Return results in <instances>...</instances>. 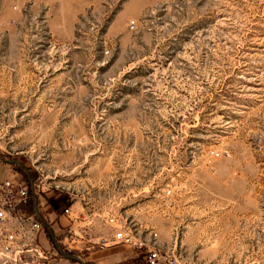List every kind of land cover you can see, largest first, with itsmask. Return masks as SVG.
I'll use <instances>...</instances> for the list:
<instances>
[{
    "label": "rangeland",
    "instance_id": "rangeland-1",
    "mask_svg": "<svg viewBox=\"0 0 264 264\" xmlns=\"http://www.w3.org/2000/svg\"><path fill=\"white\" fill-rule=\"evenodd\" d=\"M0 157L44 172L86 264L105 217L190 264H264V0H0Z\"/></svg>",
    "mask_w": 264,
    "mask_h": 264
},
{
    "label": "built area",
    "instance_id": "built-area-1",
    "mask_svg": "<svg viewBox=\"0 0 264 264\" xmlns=\"http://www.w3.org/2000/svg\"><path fill=\"white\" fill-rule=\"evenodd\" d=\"M129 29L137 30L136 21L129 23ZM35 172L31 180L20 179L16 174L14 178L0 182V264H51L53 261L52 250L46 249L41 242L46 229L34 213L33 194L39 197L45 193L47 178L42 170L35 168ZM47 185L58 188L54 182ZM165 196L172 197V190H166ZM37 207L43 216L39 205ZM62 214L72 222L64 230V242L68 243L63 245L67 248L73 244L72 206L65 207ZM105 218L113 236L111 240L101 238V247L117 245L140 251V264H190L175 249L160 248L162 243L154 229L144 230L137 223H120L114 217Z\"/></svg>",
    "mask_w": 264,
    "mask_h": 264
},
{
    "label": "crops",
    "instance_id": "crops-1",
    "mask_svg": "<svg viewBox=\"0 0 264 264\" xmlns=\"http://www.w3.org/2000/svg\"><path fill=\"white\" fill-rule=\"evenodd\" d=\"M88 259L95 264H140L141 252L135 250L127 252L120 246L111 245L100 247L99 250L91 252ZM58 264L62 263L60 262Z\"/></svg>",
    "mask_w": 264,
    "mask_h": 264
},
{
    "label": "water",
    "instance_id": "water-1",
    "mask_svg": "<svg viewBox=\"0 0 264 264\" xmlns=\"http://www.w3.org/2000/svg\"><path fill=\"white\" fill-rule=\"evenodd\" d=\"M0 160L5 163V164H8V165H12V166H19L27 175V178L29 180L32 179V176L31 174L29 173L28 169H26V167L21 164L19 161H16V160H12V161H8V160H5L3 158L0 157ZM33 199H34V202H35V210H34V213L38 216V218L41 220V222L43 223L46 231H48L50 234H51V237H52V240H53V243L55 245V248L56 250L58 251V253L61 255L62 258L66 259V260H73L79 264H86L81 258L79 257H76V256H70V255H67L61 248V246L57 243V239L55 238L54 234L51 232V226L50 224L47 222V220L40 214L39 210H38V196L36 194H33Z\"/></svg>",
    "mask_w": 264,
    "mask_h": 264
},
{
    "label": "trees",
    "instance_id": "trees-1",
    "mask_svg": "<svg viewBox=\"0 0 264 264\" xmlns=\"http://www.w3.org/2000/svg\"><path fill=\"white\" fill-rule=\"evenodd\" d=\"M38 205H39V208L41 209V206H42L41 198L38 200ZM45 235H46V237H48V239H49L50 241H53V240L51 239V236L48 234L47 231H45ZM48 239H47V240H48Z\"/></svg>",
    "mask_w": 264,
    "mask_h": 264
}]
</instances>
